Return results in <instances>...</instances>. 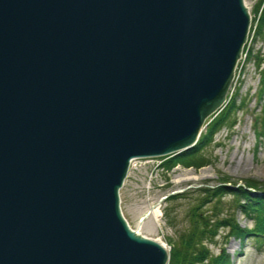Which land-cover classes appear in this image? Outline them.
Segmentation results:
<instances>
[{"label": "water", "instance_id": "1", "mask_svg": "<svg viewBox=\"0 0 264 264\" xmlns=\"http://www.w3.org/2000/svg\"><path fill=\"white\" fill-rule=\"evenodd\" d=\"M248 27L243 0H0V264H166L118 188L193 144Z\"/></svg>", "mask_w": 264, "mask_h": 264}, {"label": "rangeland", "instance_id": "2", "mask_svg": "<svg viewBox=\"0 0 264 264\" xmlns=\"http://www.w3.org/2000/svg\"><path fill=\"white\" fill-rule=\"evenodd\" d=\"M256 1L243 0L249 14V23ZM249 28L224 94L237 89V102L240 97L244 98L242 107L234 112V125L230 128L222 126L206 146L204 152L210 157V163L197 168L176 164L164 172L158 165L161 155L134 157L129 161L118 188L119 210L128 227L135 232L139 231L141 236L160 242L165 248L168 246V238H174L188 223L187 210L197 202L199 196L193 188L214 184L220 174L230 176L236 184L241 183L244 178L264 183V122L261 120L264 116V91L259 97L258 70L254 55L262 57L259 67L262 66L264 36L253 41L250 25ZM247 47H251L252 56L249 59L244 56ZM255 116L259 119L254 122ZM171 191L183 194L170 200L162 198ZM230 202V194L221 197L220 213L232 210L241 226H249L250 221L238 209L234 210ZM212 204L213 201H209L200 209L205 208L210 213L217 211ZM166 206L170 223L166 222L163 213ZM148 207L157 208L154 214L144 216ZM140 218L142 219L138 224ZM224 231L221 228L215 236V242H208V247L213 252L218 250L219 245H223L229 253L230 264H264V243L257 244L251 237H245L241 241L234 237L224 240Z\"/></svg>", "mask_w": 264, "mask_h": 264}, {"label": "trees", "instance_id": "3", "mask_svg": "<svg viewBox=\"0 0 264 264\" xmlns=\"http://www.w3.org/2000/svg\"><path fill=\"white\" fill-rule=\"evenodd\" d=\"M250 27L251 39L264 36V0H257L252 8ZM250 29V28H249ZM244 56L249 59L251 47H247ZM255 55V66L258 70V94L264 91V64L259 67L262 57ZM237 98V89L226 95V102L214 114L208 115L204 129L190 146L175 153L161 155L159 166L165 172L174 165L183 167H200L210 163V157L204 150L212 142L213 134L222 126L230 128L235 123L234 112L242 107L243 97ZM259 119L254 117V122ZM264 122L263 119H261ZM257 133H259L257 131ZM229 183V184H228ZM193 190L199 194L197 202L187 210L188 223L178 231L174 238H168V258L166 264H230V256L223 245H219L216 252L208 247V242H215V236L223 228L222 238L251 237L255 243H264V183L261 180L244 178L241 183L231 179L226 174H220L212 185H203ZM183 194L176 192L168 195L165 200L174 199ZM230 194L234 210L238 209L250 221L249 226H241L237 221L234 211L226 210L220 213L221 197ZM209 201L217 211L207 212L200 209ZM166 222L170 223L167 206L163 210Z\"/></svg>", "mask_w": 264, "mask_h": 264}, {"label": "bare ground", "instance_id": "4", "mask_svg": "<svg viewBox=\"0 0 264 264\" xmlns=\"http://www.w3.org/2000/svg\"><path fill=\"white\" fill-rule=\"evenodd\" d=\"M215 112H213V114H214ZM212 114V113H211ZM208 117V116H207ZM157 208V207H156ZM156 208L154 209L153 207H148V209H146V211L147 210H149V214L150 215H152V214H154L155 213V210H156ZM146 211H145V213H146ZM156 214H157V212H156ZM153 216H155V215H153ZM149 217V216H148ZM143 221V220H142ZM140 222H141V218L139 219V222H138V224H140Z\"/></svg>", "mask_w": 264, "mask_h": 264}]
</instances>
